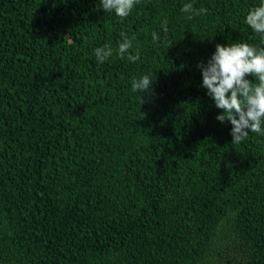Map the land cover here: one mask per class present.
Masks as SVG:
<instances>
[{
  "label": "trees",
  "instance_id": "obj_1",
  "mask_svg": "<svg viewBox=\"0 0 264 264\" xmlns=\"http://www.w3.org/2000/svg\"><path fill=\"white\" fill-rule=\"evenodd\" d=\"M261 3L140 0L121 19L0 0V264H264V136L232 144L198 67L217 44L264 48L245 23Z\"/></svg>",
  "mask_w": 264,
  "mask_h": 264
},
{
  "label": "clouds",
  "instance_id": "obj_2",
  "mask_svg": "<svg viewBox=\"0 0 264 264\" xmlns=\"http://www.w3.org/2000/svg\"><path fill=\"white\" fill-rule=\"evenodd\" d=\"M139 2L140 0H100L106 13H114L121 19L127 18ZM181 11L187 14L188 20L208 13V9H196L192 3L184 4ZM245 23L264 39V0L248 12ZM162 28L167 33V19L162 22ZM120 35L122 42L116 50L119 58L127 57L129 62L135 63L140 59L139 52L129 54L132 40L123 32ZM160 39L157 33H152L153 42ZM113 51L110 46L104 45L96 48L94 55L97 62L102 64L113 55ZM198 67L201 69L202 87L207 89V95L222 112L217 115V121L232 125V144L242 143L250 132L264 136V48L258 50L247 43L217 44L216 51L207 64L201 63ZM249 77H255L258 83L254 84ZM152 84L150 77L144 75L139 79H132L131 88L133 92L150 94Z\"/></svg>",
  "mask_w": 264,
  "mask_h": 264
}]
</instances>
